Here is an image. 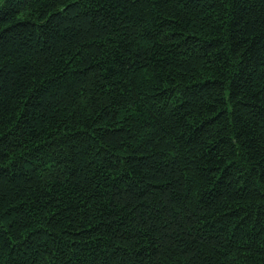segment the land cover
Returning <instances> with one entry per match:
<instances>
[{
  "label": "trees",
  "instance_id": "trees-1",
  "mask_svg": "<svg viewBox=\"0 0 264 264\" xmlns=\"http://www.w3.org/2000/svg\"><path fill=\"white\" fill-rule=\"evenodd\" d=\"M0 264H264V0H0Z\"/></svg>",
  "mask_w": 264,
  "mask_h": 264
}]
</instances>
